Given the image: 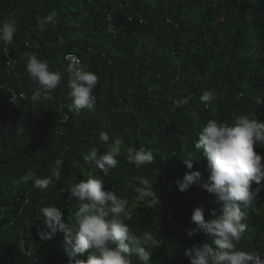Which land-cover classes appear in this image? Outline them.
I'll use <instances>...</instances> for the list:
<instances>
[{
	"label": "trees",
	"instance_id": "1",
	"mask_svg": "<svg viewBox=\"0 0 264 264\" xmlns=\"http://www.w3.org/2000/svg\"><path fill=\"white\" fill-rule=\"evenodd\" d=\"M52 11L56 25L40 31L38 19ZM9 17L17 32L10 45L0 43V264H68L63 233L41 240L40 208L53 205L70 223L78 201L68 186L93 170L105 190L128 199L131 232L160 241L150 249V264H190L185 250L210 243L202 232L187 236L196 227L192 212L202 206L207 220L219 206L199 184L180 192L176 182L197 170L201 183L207 180L206 158L194 145L209 119L231 124L247 115L264 122V0H0V23ZM25 52L63 75L53 99L36 107ZM67 54L99 78L94 111L67 109ZM209 89L222 98L205 106L199 97ZM184 98L188 103L173 107ZM100 131L109 133V144L117 135L123 141L119 163L107 176L83 159L93 147L98 155L107 151ZM129 146L151 150L154 162L136 168L126 160ZM254 150L264 163V145ZM185 158L194 161L192 170ZM56 159L63 161L61 179L47 192L21 179L29 169L50 176ZM141 176L153 182L155 207L135 199ZM252 187L261 192L244 209L248 229L237 248L264 259V180ZM132 264L141 262L133 256Z\"/></svg>",
	"mask_w": 264,
	"mask_h": 264
},
{
	"label": "clouds",
	"instance_id": "2",
	"mask_svg": "<svg viewBox=\"0 0 264 264\" xmlns=\"http://www.w3.org/2000/svg\"><path fill=\"white\" fill-rule=\"evenodd\" d=\"M56 23L57 12L52 11L38 19L37 28L46 31L48 26L54 27ZM16 32L15 18L4 20L0 23V43L10 45ZM24 56L26 71L35 82L30 101L36 107L42 101L53 99L52 93L61 84L63 75L60 71L50 70L48 61L38 58L35 53L25 52ZM67 59V87L71 100L67 104L68 111L76 115H80L82 110L94 111L97 99L93 91L98 85V76L87 70V66L76 56L70 55ZM220 98L215 89H209L202 92L199 100L208 106ZM186 103L188 98L172 101L174 108ZM197 136L194 147L206 158L207 180L201 183L200 171H188L176 184L180 192H186L193 184H199L214 196L219 212L210 210L211 218L206 220L202 206L193 210L191 222L196 227L188 230L187 236L202 232L210 243L193 245L185 250L184 255L190 259V264H264L258 252L237 248L242 234L248 229L244 222V209L253 206L261 192V187L253 189L252 185H260L264 180L262 156L254 150V146L264 145V122L257 118L250 119L247 115L235 116L231 124L209 119ZM99 139L108 146L107 151L98 155L97 148L93 147L83 159L93 163L95 169L107 176L119 163L117 157L121 155L123 141L117 135L109 144L110 135L107 131H100ZM126 160L136 168H141L152 164L155 157L145 147L137 149L129 146ZM54 163L50 176L41 178L29 169L21 179L25 183L31 182L33 188L47 192L54 180L61 179L63 161L56 159ZM183 163L189 170L194 167L191 158L183 159ZM93 171L88 173L87 179L68 186L70 198L78 201L70 223L64 222L61 209L53 205L40 208L39 218H43L46 229L39 233L41 240H51L57 232L63 233L68 264H132L133 256L141 264H150L151 251L160 246V241L147 233L138 237L131 232L126 223L132 218L128 199L105 190L104 179L97 178ZM137 179L139 186H133L137 193L135 199L149 207L159 204L153 182L144 176ZM85 254L86 260L77 258Z\"/></svg>",
	"mask_w": 264,
	"mask_h": 264
},
{
	"label": "built area",
	"instance_id": "3",
	"mask_svg": "<svg viewBox=\"0 0 264 264\" xmlns=\"http://www.w3.org/2000/svg\"><path fill=\"white\" fill-rule=\"evenodd\" d=\"M2 53H3V56H4V58H6V60H7V64L8 65H13L14 64V61H13V59L10 57V53H9V51L7 50V49H3L2 50ZM70 55H74V54H67L66 56H65V60L69 63V60L67 59V57H69ZM74 56H76V55H74ZM77 57V56H76ZM78 58V57H77Z\"/></svg>",
	"mask_w": 264,
	"mask_h": 264
}]
</instances>
